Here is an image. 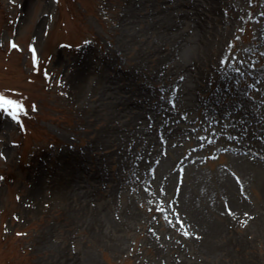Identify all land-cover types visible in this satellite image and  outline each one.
Segmentation results:
<instances>
[{"label": "bare ground", "instance_id": "bare-ground-1", "mask_svg": "<svg viewBox=\"0 0 264 264\" xmlns=\"http://www.w3.org/2000/svg\"><path fill=\"white\" fill-rule=\"evenodd\" d=\"M221 4V0H126L117 13L120 36L111 51L138 48L127 70L106 75L103 95L96 98L90 92L89 101H81L86 120L101 123L85 150L104 148L117 156L114 176H107L96 162L88 176L97 188L109 183L104 202L93 203L89 189L83 190L82 154L61 157L60 173L66 174L68 186L63 198L94 241L120 247L119 232L137 225L140 203L163 214L167 231L159 233L148 219L147 233L159 254L172 258L173 264H219L229 257L233 261L264 237L263 104L257 105L259 98L241 100L243 89L234 85L228 66L222 64L225 58L216 48L220 39L214 29L221 20ZM178 6L189 8L180 13ZM230 12L238 16L234 7ZM202 14L207 18L201 19ZM180 15L191 19L180 25L184 22ZM259 29L253 40L264 45V38L259 42L264 21ZM145 60L146 77L163 80L169 94L150 93L141 76ZM108 68L110 62L105 61L104 70ZM84 69L80 63L72 67L75 76ZM260 69L264 72V63ZM262 76L254 80L259 86ZM117 78L124 82L116 85ZM114 90L131 94L114 100ZM205 90L209 94L201 95ZM220 153L223 162L206 172L202 161ZM250 186L261 192L256 210L248 200ZM121 190L129 192L127 200H117ZM237 228L243 230L231 235Z\"/></svg>", "mask_w": 264, "mask_h": 264}, {"label": "rangeland", "instance_id": "rangeland-1", "mask_svg": "<svg viewBox=\"0 0 264 264\" xmlns=\"http://www.w3.org/2000/svg\"><path fill=\"white\" fill-rule=\"evenodd\" d=\"M125 1L0 0V92L25 106L19 113V122L0 111V264H75L78 260L81 264L88 260L92 264H173L172 258L159 254L148 237V219L159 233L168 229L163 214L156 209L140 203L142 215L137 225L119 232L117 247L94 241L90 229L77 223L70 204L64 200L68 186L66 174L60 173L62 155L82 154V187L89 189L93 203L104 202L106 195L103 198L102 194L109 184L102 182L97 188V183L88 177L95 162L105 167L109 177L115 175L118 166L117 156L111 151L85 150L97 136L101 123L86 120L81 101L88 102L90 92H95L96 98L103 95L106 75L117 76L120 68L125 71L132 62L138 45L118 53L111 51L120 36L117 13ZM221 2V20L214 29L220 39L216 48L225 58L222 64L228 66L234 85L243 89L241 100L259 98L257 105L262 103L263 107L258 108L264 111V72L260 69L264 45L253 40L264 21V0ZM233 7L238 16L230 12ZM188 8L178 6L180 13ZM178 18L184 21L180 25L191 19L181 15ZM263 38L260 36L259 42ZM105 61L110 62V68L104 70ZM77 63L85 69L75 76L72 67ZM145 64L141 76L150 93L169 94L163 80L146 77L148 60ZM260 73L263 79L259 86L254 80ZM123 82L115 79L116 85ZM113 94V99L118 100L131 93L114 90ZM208 94L209 90H205L201 95ZM223 155L203 160V169L209 172L223 162ZM247 196L256 210L260 190L250 186ZM128 198L129 192L123 190L117 196L121 201ZM81 199L87 203L85 197ZM80 211L78 216L84 213ZM240 230L243 229L231 230V235L236 236ZM236 246L238 250L240 245ZM239 254L241 257L233 261L229 257L219 264H264V237Z\"/></svg>", "mask_w": 264, "mask_h": 264}, {"label": "snow or ice", "instance_id": "snow-or-ice-1", "mask_svg": "<svg viewBox=\"0 0 264 264\" xmlns=\"http://www.w3.org/2000/svg\"><path fill=\"white\" fill-rule=\"evenodd\" d=\"M13 47H16V45H12ZM31 47V45L29 46ZM33 51V63L36 62V55H35V49H32ZM45 76H47V73H45ZM24 104H22L19 100L11 98L9 95H5L2 92H0V111L11 117L13 120L19 122L20 116L19 113L24 111ZM163 211V209H161ZM188 233L185 232V235Z\"/></svg>", "mask_w": 264, "mask_h": 264}]
</instances>
